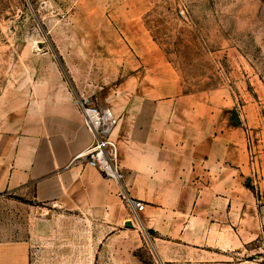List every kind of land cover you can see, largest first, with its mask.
<instances>
[{"label":"crops","instance_id":"1","mask_svg":"<svg viewBox=\"0 0 264 264\" xmlns=\"http://www.w3.org/2000/svg\"><path fill=\"white\" fill-rule=\"evenodd\" d=\"M154 61L125 74L108 101L126 184L143 211L127 206L98 170L73 161L92 140L79 108L84 95L58 70L37 64L0 89V194L82 215L97 227L90 250L59 264H145L138 259L145 235L152 264H254L245 257L264 236V152L251 164L234 115L244 95L187 94L173 68ZM251 109L244 108L248 123ZM254 168L260 173L251 183ZM29 236L0 231V264H31Z\"/></svg>","mask_w":264,"mask_h":264},{"label":"rangeland","instance_id":"2","mask_svg":"<svg viewBox=\"0 0 264 264\" xmlns=\"http://www.w3.org/2000/svg\"><path fill=\"white\" fill-rule=\"evenodd\" d=\"M159 58L187 94L244 95L234 115L255 163L264 152V0H0V89L37 64L58 70L95 106L110 107L109 96H117L125 74H134L143 59L152 64ZM245 106L252 108L251 123ZM259 173L253 169L251 183ZM80 216L0 195V231L19 239L30 235L31 264H59L78 249L90 250L97 227ZM144 237L138 259L152 264L146 251L153 248ZM253 250L245 263L264 264L263 240Z\"/></svg>","mask_w":264,"mask_h":264},{"label":"built area","instance_id":"3","mask_svg":"<svg viewBox=\"0 0 264 264\" xmlns=\"http://www.w3.org/2000/svg\"><path fill=\"white\" fill-rule=\"evenodd\" d=\"M79 108L85 127L91 133L90 145L73 161H83L86 166L98 170L103 177L118 186L117 196L133 211L141 212L145 209L143 202L131 197L126 184V175L121 165L119 150L113 139V132L118 124L114 112L109 107H97L88 98H81ZM253 160V151L249 147ZM263 247H264V236Z\"/></svg>","mask_w":264,"mask_h":264},{"label":"water","instance_id":"4","mask_svg":"<svg viewBox=\"0 0 264 264\" xmlns=\"http://www.w3.org/2000/svg\"><path fill=\"white\" fill-rule=\"evenodd\" d=\"M238 122H239V119L237 118Z\"/></svg>","mask_w":264,"mask_h":264},{"label":"trees","instance_id":"5","mask_svg":"<svg viewBox=\"0 0 264 264\" xmlns=\"http://www.w3.org/2000/svg\"><path fill=\"white\" fill-rule=\"evenodd\" d=\"M1 195V194H0Z\"/></svg>","mask_w":264,"mask_h":264}]
</instances>
